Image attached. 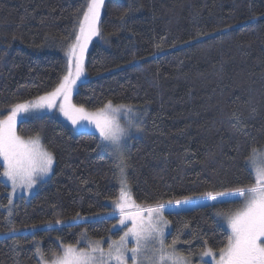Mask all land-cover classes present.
<instances>
[{
	"label": "trees",
	"instance_id": "trees-1",
	"mask_svg": "<svg viewBox=\"0 0 264 264\" xmlns=\"http://www.w3.org/2000/svg\"><path fill=\"white\" fill-rule=\"evenodd\" d=\"M88 3L0 0V120L58 87ZM98 30L73 104L146 108L141 136L124 153L137 208L231 195L255 182L248 157L264 148V0H105ZM16 132L39 136L54 168L8 216L0 164V264L49 262L84 238L118 241L123 229L110 217L121 174L99 138L55 116L22 121ZM239 205L163 214L165 246L185 257L220 252L229 240L223 217Z\"/></svg>",
	"mask_w": 264,
	"mask_h": 264
},
{
	"label": "snow or ice",
	"instance_id": "snow-or-ice-1",
	"mask_svg": "<svg viewBox=\"0 0 264 264\" xmlns=\"http://www.w3.org/2000/svg\"><path fill=\"white\" fill-rule=\"evenodd\" d=\"M103 3L104 0H89L87 12L80 25V35L76 37V43L69 50L67 75L63 77L58 87L46 96L39 97L35 104L14 105L10 114L0 120V161H3L2 175L11 182L13 190L18 186L31 188L37 178L48 174L53 163L52 155L42 148L39 136L25 140L17 135L16 120L19 113L27 112L31 107L55 106L56 99L62 95L64 103L60 105V111L73 125L82 120L94 124L103 142L102 146L107 147L119 161L117 167L121 174L122 190L115 207L120 210V222L123 224L125 208L129 205L135 207L126 191L124 170L127 163L122 151L123 141L133 125L121 126L113 114L120 112L121 109L128 112L132 110L124 105H113L109 101L103 108L89 113L82 107L76 108L68 103L73 86L83 75V59L89 40L92 36L99 35L97 23ZM261 156H264V153L253 149L248 157V166L254 172L255 182L235 192V195L243 198V203L242 207L225 217L231 235L227 246L220 250L217 264H264V163L257 162ZM207 196L212 200L216 199L212 193H207ZM163 208V205H157L127 214V218L132 220V227L124 237H121L120 242H114L109 246L107 257L114 259L117 264H126V254L130 251L133 264H139L141 257L149 260L150 264L166 262L184 264L183 257L176 255L174 250L168 252L165 249L163 233L164 224L167 222L163 217ZM143 211H147V219L142 215ZM129 235L136 241V246L131 249L126 248V238ZM149 241L153 249L150 256L145 254ZM97 253L99 255H96ZM203 255L214 257L211 249L205 250ZM104 256L102 248L90 243L87 251L66 248L63 256L53 261V264H104Z\"/></svg>",
	"mask_w": 264,
	"mask_h": 264
},
{
	"label": "rangeland",
	"instance_id": "rangeland-1",
	"mask_svg": "<svg viewBox=\"0 0 264 264\" xmlns=\"http://www.w3.org/2000/svg\"><path fill=\"white\" fill-rule=\"evenodd\" d=\"M102 7H103V5L100 8L99 20H100V16H101V13H102ZM99 20H98V23H97V28H98ZM79 35H80V31H79L77 36H79ZM96 37H97V35L92 36L91 39L89 40V43L87 45V49H86L85 54H84V59H83V69H84L83 75L76 82L75 86H73V88L71 90L68 103H70L73 106H74V104H73V96L78 91L79 85L86 79V73H85L86 57H87L88 51L90 49V46H91L92 42L96 39ZM75 43H76V40H75L74 44ZM66 59H67V72H68L69 52L67 53ZM36 102H33L31 104H35ZM63 103H64V98L61 95V96H59L56 99L55 106H53L51 108H48L46 106L31 107L27 112L19 113L18 116H17V120H16V128H17V126H18V124L20 122L28 120V119L40 118V117H44V116H55L57 119L62 121L65 125H67L74 133H78V134L86 133V134L95 135V136H97L99 138V140L101 142V145H103V142L101 140L99 132L96 130L94 124H91V123H89L86 120H82L80 123H78L76 125L72 124V122L60 111V105L63 104ZM126 107L130 108L132 111L128 112L125 109H121L120 112L113 114L116 122L119 123L121 126H127L128 124H132L133 125L128 130L126 139L123 141V149H122L123 156H124V153H125L127 147L130 144V141L132 139L139 138L141 136V124L143 122V119L145 117V112H146V108L145 107H134V106H126ZM89 113H91V112H89ZM40 145L44 149V147L42 145V142H41V138H40ZM102 147H103V149H105L114 158V160L117 163L119 162L117 157L115 155H113V153L111 151H109V149L107 147H104V146H102ZM259 152L260 153H264V148L262 150H260ZM257 162L258 163H264V156L258 157ZM0 164L3 167V161H0ZM53 168H54V160H53V163H52V166H51V170L48 172V174L37 178L36 183L31 188L19 187L18 186V187H16L15 190H13L11 182L8 181L7 178L3 177V175L1 176V181L9 189L8 204L4 208V211L7 213L8 216L12 215V213L14 211L15 204L18 201L24 200L25 202H28L31 199V197L39 190L40 186H42L44 183H46L50 179V177L52 175V172H53ZM252 174L254 175V172H252ZM254 178H255V176H254ZM234 201L240 202V205H239V207L237 209L242 207L243 198L239 197V196H237L235 194H231V195H225V196H218V197H216L215 200L206 198V199H198V200H194V201H187V202H184V203H175V204H171V205H166L163 208V214H168V213H172V212H181V211H191V210H194V209H197V208H202V207H205L207 205L214 204V203L234 202ZM137 210H140V208H137L136 206L132 207L131 205L126 207L125 208L126 216H125V221H124L123 224H121V222H120L121 213H120L119 209H117V213H116L117 215H114V216L110 217V218H116V217L119 218V222H118L117 228L118 229H120V228L123 229V233H122L121 237H124L125 233L128 232V230L132 227V220L127 218V214L134 213ZM143 210H145V209H143ZM142 215L144 216L145 219H147V217H148L147 211H143ZM225 217H223L222 223H223V226H224L225 230L227 231V233H228V235L230 237L231 230L227 226V222H226ZM169 233H170V226H169V224L167 222L166 224H164V233H163L164 245H165L166 237L169 235ZM126 240H127V242H126V248L127 249H131V248L136 246V241L130 235L126 238ZM120 241H121V238L118 241L92 242V241H89L88 239L84 238L81 241V244H80L81 247H73V248H75L77 250H85V251H87V250H89V244L90 243L96 244L100 248L103 249V252L105 254V256H104V264H117V262L114 259H110V258L107 257V253L109 251V246L110 245H113L114 242H120ZM147 244H148V247L145 249V254L150 256V255H152V252H153L151 241L147 242ZM157 247H158V245H157ZM66 248H68V247H66ZM66 248H64L62 250L61 255H59L58 257L53 258L49 262H43L41 264H53V261H55L57 258L63 256L64 250ZM165 249L168 252H172L173 251L172 249H170V248H168L166 246H165ZM203 253L200 254V255H197V256H193V257H185V256L179 255L177 253H176V255L181 256V257L184 258V264H217V261L219 260L220 252L214 253V257L215 258L213 256H211V255H203ZM96 255H99V254L97 253ZM126 255H127L126 264H133V262L131 260L132 253L130 251H128ZM139 264H150V261L147 260V259H144L143 257H141V261L139 262ZM166 264H170V262H166Z\"/></svg>",
	"mask_w": 264,
	"mask_h": 264
}]
</instances>
